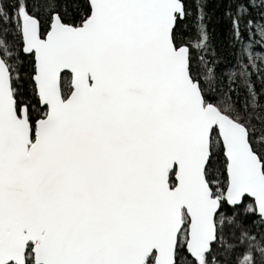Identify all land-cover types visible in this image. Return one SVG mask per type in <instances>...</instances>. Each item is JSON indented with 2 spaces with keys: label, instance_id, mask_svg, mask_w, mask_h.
<instances>
[{
  "label": "snow or ice",
  "instance_id": "1",
  "mask_svg": "<svg viewBox=\"0 0 264 264\" xmlns=\"http://www.w3.org/2000/svg\"><path fill=\"white\" fill-rule=\"evenodd\" d=\"M195 3L0 0V264H264V0Z\"/></svg>",
  "mask_w": 264,
  "mask_h": 264
},
{
  "label": "trees",
  "instance_id": "2",
  "mask_svg": "<svg viewBox=\"0 0 264 264\" xmlns=\"http://www.w3.org/2000/svg\"><path fill=\"white\" fill-rule=\"evenodd\" d=\"M191 15L184 21L181 26V31L188 33L192 30L197 20V9L195 0H188ZM207 4V30L213 40L216 49L222 56H227L230 49L225 46L227 25L222 23L220 12L216 4V0H205ZM257 87H259V80L257 79ZM261 103H264V92H261Z\"/></svg>",
  "mask_w": 264,
  "mask_h": 264
}]
</instances>
